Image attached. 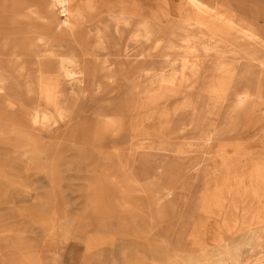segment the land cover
Here are the masks:
<instances>
[{
    "label": "rangeland",
    "instance_id": "1",
    "mask_svg": "<svg viewBox=\"0 0 264 264\" xmlns=\"http://www.w3.org/2000/svg\"><path fill=\"white\" fill-rule=\"evenodd\" d=\"M52 1L0 0V264H264V223H243L264 166V46L208 41L177 86L159 85L179 68L166 46L188 0H143L156 32L127 51L93 49V21ZM208 1L264 43V0ZM51 44L74 49L84 73L59 79L68 113L42 126L30 112L55 108L28 85L62 75ZM143 69L154 84L139 95Z\"/></svg>",
    "mask_w": 264,
    "mask_h": 264
},
{
    "label": "bare ground",
    "instance_id": "2",
    "mask_svg": "<svg viewBox=\"0 0 264 264\" xmlns=\"http://www.w3.org/2000/svg\"><path fill=\"white\" fill-rule=\"evenodd\" d=\"M142 1L143 0H53L49 6L52 9L57 8L67 18L70 15H73L76 21L81 24L86 19L92 20L93 23L91 27L86 30L84 29L83 34H87L90 38H93V49L119 50L117 46H119V44H122L123 51H127L131 48H134L135 46L137 47V45L140 48H143L144 43L150 38L153 33L156 32V27L158 24L156 21L149 20L147 18L144 12ZM186 4H189L191 9H189L190 11L183 12L182 14V18L179 22L178 33L176 34L178 35V40H171L167 43L166 46L169 50L173 51L174 54L171 57L172 63L179 65V68L170 73L159 74V85L165 84L177 86L179 83L181 72L185 69H183V67L184 64H186L185 62L187 58H203L212 53V48L214 47H209L208 41L215 43L214 49H216L218 43L224 44L230 42V40H236V43H238L241 42L242 38L250 41L252 40L254 42H259L262 46H264L263 41L255 33L254 30L243 28L232 18L219 14L217 11H215L214 7L208 0H188ZM101 7L103 9H101ZM214 16L222 23V25L224 26L222 27L223 29L221 27H218L217 25H214V22L212 21V18H214ZM66 22L69 23L70 21L66 19ZM225 27H227L229 30H237L239 32L238 36L236 35V39L234 38V36L232 37L228 30L225 31ZM74 33V37H76L78 33L76 31H74ZM67 47L69 46L63 44H51L49 49H47L50 52L49 55L60 58L59 67L61 68L62 75L59 76L58 79L50 74V72L41 71V76L37 79V81L33 84L30 83L28 85L29 90H35L36 94L46 99L49 104H51L55 108L54 112L47 109H40L35 107L33 111L30 112L33 117V121L42 126H50L52 124H55L56 122L63 119L68 113V108L63 103L62 95L58 91V83L60 81L59 79L66 78L70 75L84 73L81 61L77 58L74 49H72L70 52H64V49ZM235 47L241 49L240 44H236ZM219 49L220 48H218V50ZM214 51L216 52V50ZM200 60L202 63V59ZM100 62L102 68H105L107 65V60H102ZM214 67L219 71V73H223L220 79V83L222 85L227 84L226 82L228 81V76H224V74L228 73V71L226 70L228 66L223 62H213L212 66L208 67L207 70L211 71V69H214ZM142 71L144 72L143 80L140 81L135 77L131 82V89H133V91H136L139 95H141L142 93H147V89H149V86L154 84V81L151 80L152 78H148L147 70L146 72L145 69H143ZM186 81L188 80L186 79ZM186 83H189V81ZM140 84H142L143 88H141ZM34 85H36L35 88ZM242 103H244V101ZM114 124H112V126ZM251 192L252 201H258V204L255 205L256 207L252 211V214H250L248 218L245 217V219H243V223L247 225L264 223V166H260V168H257L255 182L252 184ZM242 199L245 201V198ZM219 204L223 205L224 202L215 201L212 207L218 208ZM164 230L167 234L169 233L168 228L167 230ZM260 238L263 237L260 236ZM219 239L222 240L221 238ZM181 241L183 243V247H181L180 250L182 252L181 254H184L187 249H189L193 245V242L189 238L188 233L181 236Z\"/></svg>",
    "mask_w": 264,
    "mask_h": 264
}]
</instances>
